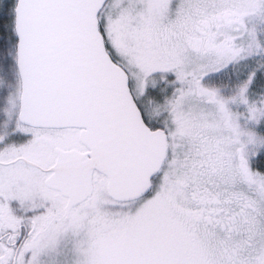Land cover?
Here are the masks:
<instances>
[{
	"label": "snow or ice",
	"instance_id": "snow-or-ice-1",
	"mask_svg": "<svg viewBox=\"0 0 264 264\" xmlns=\"http://www.w3.org/2000/svg\"><path fill=\"white\" fill-rule=\"evenodd\" d=\"M0 264H264V0H0Z\"/></svg>",
	"mask_w": 264,
	"mask_h": 264
}]
</instances>
